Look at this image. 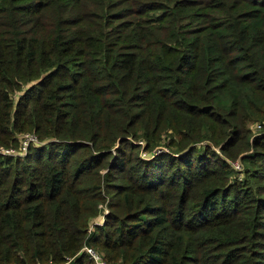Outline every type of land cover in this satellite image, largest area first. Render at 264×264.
<instances>
[{
	"label": "trees",
	"instance_id": "trees-1",
	"mask_svg": "<svg viewBox=\"0 0 264 264\" xmlns=\"http://www.w3.org/2000/svg\"><path fill=\"white\" fill-rule=\"evenodd\" d=\"M28 130L0 263L264 264V0H0V145Z\"/></svg>",
	"mask_w": 264,
	"mask_h": 264
},
{
	"label": "built area",
	"instance_id": "built-area-1",
	"mask_svg": "<svg viewBox=\"0 0 264 264\" xmlns=\"http://www.w3.org/2000/svg\"><path fill=\"white\" fill-rule=\"evenodd\" d=\"M262 124L261 123H256L255 127H261ZM41 142V138L38 135V133L35 130H28V131H24L21 136H20V145L19 147H6L3 145H0V151L2 152H11V153H24L28 146L30 144H36ZM139 142L144 143L143 139H140ZM163 148V149H162ZM164 149H168L166 146H160L154 149V152L151 153H156V152H160L161 150ZM143 155H145L146 153H148V151H144L142 152ZM232 163L237 167V168H242V162L240 161H236V163H234L232 161ZM105 209L104 211L106 212L108 209L106 206H104ZM104 213H101L100 216L103 218L104 220ZM99 216V217H100ZM99 217L94 219V223H101V221L98 219ZM87 250L91 253L93 260H94V264H110V262L108 261V259L100 252L98 251L94 246L89 245L87 243H85L82 247V250ZM72 259V257H69L67 260L63 261V262H54V261H50L48 263L45 264H69L70 260ZM0 264H21L18 263L16 261L13 262H4V263H0ZM38 264H43V263H38Z\"/></svg>",
	"mask_w": 264,
	"mask_h": 264
},
{
	"label": "rangeland",
	"instance_id": "rangeland-1",
	"mask_svg": "<svg viewBox=\"0 0 264 264\" xmlns=\"http://www.w3.org/2000/svg\"><path fill=\"white\" fill-rule=\"evenodd\" d=\"M163 149V148H162ZM164 150H167V149H164ZM164 150H161L160 152H156V153H151L149 150H143L142 149V152H144V151H148V153H146L145 155H143V153H142V155L144 156V157H148V158H150V157H154V156H156L157 154H160V153H162V152H164ZM232 161L234 162V163H236V161H241L240 159H232ZM101 222H103L104 220H103V218L100 216L99 218H98ZM104 219H105V216H104ZM39 263H42V262H39ZM48 263V262H47ZM43 264H45V263H43Z\"/></svg>",
	"mask_w": 264,
	"mask_h": 264
}]
</instances>
